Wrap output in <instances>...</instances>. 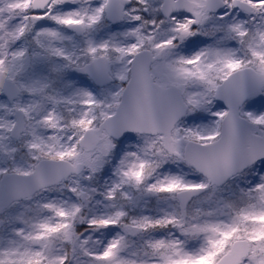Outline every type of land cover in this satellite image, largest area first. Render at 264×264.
Returning <instances> with one entry per match:
<instances>
[{
	"label": "snow or ice",
	"instance_id": "1",
	"mask_svg": "<svg viewBox=\"0 0 264 264\" xmlns=\"http://www.w3.org/2000/svg\"><path fill=\"white\" fill-rule=\"evenodd\" d=\"M0 264H264V0H0Z\"/></svg>",
	"mask_w": 264,
	"mask_h": 264
}]
</instances>
